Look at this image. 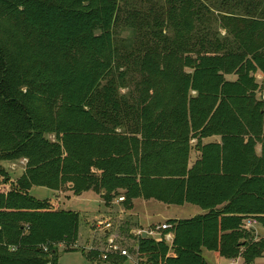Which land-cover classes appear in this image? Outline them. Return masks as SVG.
Returning a JSON list of instances; mask_svg holds the SVG:
<instances>
[{
    "label": "trees",
    "instance_id": "1",
    "mask_svg": "<svg viewBox=\"0 0 264 264\" xmlns=\"http://www.w3.org/2000/svg\"><path fill=\"white\" fill-rule=\"evenodd\" d=\"M123 1L0 0V161L25 160L16 183L0 182L10 185L0 190V264H58L59 244L77 251L78 214L29 194L63 184L106 207L123 197L126 208L204 212L135 237L139 264H208L203 251L253 264L264 257V238L247 228H264V0ZM230 6L244 15L219 13ZM120 27L135 35L123 95Z\"/></svg>",
    "mask_w": 264,
    "mask_h": 264
},
{
    "label": "rangeland",
    "instance_id": "2",
    "mask_svg": "<svg viewBox=\"0 0 264 264\" xmlns=\"http://www.w3.org/2000/svg\"><path fill=\"white\" fill-rule=\"evenodd\" d=\"M158 3H154V7L157 10H162V5H159V0H153ZM131 3V5L129 4ZM124 8L133 9V10H144L145 4L143 0H124L122 2ZM132 7V8H130ZM164 10H167L168 7L164 6ZM224 11V10H222ZM214 16L212 26L217 30L221 37L225 36L226 30L222 28L220 24L221 15H226V12H233L237 14H242L241 12L232 11V6L227 7L225 12L213 11ZM164 13V11H162ZM161 13V14H162ZM158 16V19H162V15ZM244 15V14H242ZM165 32H163L164 34ZM135 39V35L131 28L120 27L118 28L115 35L116 48L118 53L116 58L119 61V64L122 66L121 72L126 74V79H129L125 84V88L119 89L120 94H127L130 92V89H133L131 86L132 79L135 78L134 68L135 60L133 57H129L131 51L132 40ZM127 47L128 49H125ZM257 80L261 81V76L256 75ZM227 80H234V76H227ZM130 86V88H129ZM53 139L52 136L49 137ZM219 141V137H211L203 140L204 144L215 143ZM190 151L189 167H192L196 160L198 159V152L193 148ZM260 151V147H257V152ZM25 171V160H18L14 162L0 161V182L7 180L10 183L14 184L18 179L24 174ZM9 184L0 185L1 191H6L10 187ZM71 186L67 184L60 185L57 189L50 190L44 187H32L29 191L30 196L37 200H47L52 207L58 209L63 208L64 211H70L78 214L79 216V229H78V240L76 243L75 249L77 251H65V246L59 244L55 247L57 253L58 264H110L107 261H96L89 258L86 254L91 249H102L104 246V236L103 232L97 228V222L105 221L110 222L112 225L111 235L115 237L122 249H127L130 253H135L134 249L137 247L135 237L132 232L136 230H144L151 228L150 230L154 231V227L159 226L163 223H166L169 220H185L190 219L198 214H195L194 210H200L199 207L194 205H184L181 207L174 206L171 209L165 208L162 204H157L154 202H143L137 201L135 204V209L139 212V216L136 213L135 215L131 213V208H126L123 203H114L112 208H109V212L105 209V206L100 204L99 195L94 191H87L81 194L80 196H73L69 191ZM103 206V208H102ZM102 208V209H101ZM97 209H101L97 211ZM104 209V211H102ZM112 210V211H111ZM102 211V212H101ZM105 215V219H99L95 221L93 216L99 214ZM109 215V216H108ZM148 224V225H146ZM258 228V237L264 238V228L256 226ZM256 232V231H255ZM134 241V242H132ZM170 244V243H169ZM105 249V246L104 248ZM217 256V255H216ZM137 257L136 255L133 257ZM204 259L208 264H244L243 260L238 257L235 259H226L223 257H215L213 253H208L204 251ZM122 261V260H120ZM120 264H139L138 260L127 259ZM253 264H264V257L256 259Z\"/></svg>",
    "mask_w": 264,
    "mask_h": 264
},
{
    "label": "built area",
    "instance_id": "3",
    "mask_svg": "<svg viewBox=\"0 0 264 264\" xmlns=\"http://www.w3.org/2000/svg\"><path fill=\"white\" fill-rule=\"evenodd\" d=\"M124 201L123 197H119L116 199V203H122ZM254 223L248 222L247 223V228H251V225ZM97 228L103 232L104 236V246L105 249H103L99 256H97L98 261H108L109 256H119L123 257L126 259H133V255L137 256V247H135L134 251L135 253H130L127 249H122L117 240L115 239L114 236H112L111 230H112V225L110 222H105V221H99L97 222ZM170 226L167 223L161 224L159 227H157L156 231H164L168 230ZM142 234L141 231H138L136 233L137 236H140ZM151 234V233H150ZM165 242L171 243L173 239V235L171 233H168L165 235ZM76 247V244L75 246ZM46 250V248H44ZM90 250H93L90 248Z\"/></svg>",
    "mask_w": 264,
    "mask_h": 264
},
{
    "label": "crops",
    "instance_id": "4",
    "mask_svg": "<svg viewBox=\"0 0 264 264\" xmlns=\"http://www.w3.org/2000/svg\"><path fill=\"white\" fill-rule=\"evenodd\" d=\"M83 194V193H82ZM74 196V195H73ZM99 199H100V197H99ZM137 201H139V202H143V203H147V202H149V203H151V202H154V201H143V200H136V201H134L133 202V206H132V208H131V213L132 214H138V216H139V212L135 209V204H136V202ZM116 202V199L114 200V203ZM114 203L113 204H111L110 206H113L114 205ZM154 203H157V202H154ZM100 204L101 205H103V203H102V200L100 199ZM119 204V203H118ZM157 204H160V203H157ZM163 205V204H162ZM104 206V205H103ZM103 206H102V208H103ZM165 206V208L166 207H168L167 209H171L172 207H174V206H166V205H164ZM101 208V209H102ZM109 208H112V207H106L105 206V209H107V212H109ZM101 209H97V211H100ZM60 210H63V208H60ZM102 211H104V209L102 210ZM101 211V212H102ZM112 211V210H111ZM101 212H99V214H97V215H95V216H93V218H94V220L95 221H98L99 219H105V215H102L101 214ZM194 212H195V214H203L204 212L200 209V210H197V211H195L194 210ZM109 216V215H108ZM164 224V223H163ZM146 225H148V224H146ZM160 226V225H159ZM159 226H156V227H154V231H152V230H150L151 228H148V230L147 229H144V230H136V231H133L132 232V234H133V236L135 237V235H136V233L138 232V231H141L142 233L143 232H145V233H147L148 235H150V236H152V238L154 239H156V238H159V231H156V229H157V227H159ZM251 228H253L255 231H256V235H259L258 234V228H256V224H252L251 225ZM151 233V234H150ZM132 242H134V241H132ZM92 248V247H91ZM103 248H104V246L102 247V249H93V251H96V252H98V254H100V252L103 250ZM204 254V251L202 252V255ZM99 256V255H98ZM135 255H133V257H134ZM117 257V263L116 264H120V263H122L123 261H126L127 259L126 258H123V257H119V256H116ZM134 260H136L137 259V257H135V258H133ZM96 261H98L97 259H95ZM120 260H122V261H120ZM138 260V259H137ZM107 263H109L108 261H107ZM111 264V263H110Z\"/></svg>",
    "mask_w": 264,
    "mask_h": 264
},
{
    "label": "water",
    "instance_id": "5",
    "mask_svg": "<svg viewBox=\"0 0 264 264\" xmlns=\"http://www.w3.org/2000/svg\"><path fill=\"white\" fill-rule=\"evenodd\" d=\"M141 237H142V238L153 239L152 236L148 235V234L145 233V232H143V233L141 234Z\"/></svg>",
    "mask_w": 264,
    "mask_h": 264
}]
</instances>
